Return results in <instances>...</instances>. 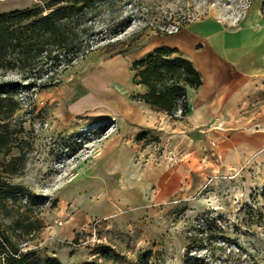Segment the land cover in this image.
<instances>
[{
	"label": "rangeland",
	"instance_id": "374dc122",
	"mask_svg": "<svg viewBox=\"0 0 264 264\" xmlns=\"http://www.w3.org/2000/svg\"><path fill=\"white\" fill-rule=\"evenodd\" d=\"M42 1L0 0V12ZM207 17L247 24L263 46L264 0H115L94 21L97 46L72 64L0 69L17 102L5 120L0 179L25 188L0 203L10 250L40 263L183 264L188 250L209 264H264V69L258 93L226 123L218 112L211 125L180 131L171 121L186 114L150 108L141 110L154 121L146 126L115 104L142 105L132 98L141 88L131 62L153 39ZM113 59L124 76L91 97L84 81ZM81 210L83 223L67 227Z\"/></svg>",
	"mask_w": 264,
	"mask_h": 264
},
{
	"label": "trees",
	"instance_id": "16d2710c",
	"mask_svg": "<svg viewBox=\"0 0 264 264\" xmlns=\"http://www.w3.org/2000/svg\"><path fill=\"white\" fill-rule=\"evenodd\" d=\"M115 0H43L41 4L0 12V69L33 68L37 62L68 66L93 50L101 40L94 28L99 10ZM133 82L146 87L144 92L132 94L153 109L172 118L188 112L187 89L202 83L199 71L191 60L176 47L159 45L131 62ZM50 77L49 84L52 83ZM13 82H0V152L9 149L7 121L17 102L5 93ZM25 192L22 184L0 179V203L16 201ZM17 226L27 228L22 221ZM193 239V238H192ZM8 239L0 231V264H60L55 257L42 263L30 260L31 251L10 250ZM183 264H209L203 258L184 254Z\"/></svg>",
	"mask_w": 264,
	"mask_h": 264
},
{
	"label": "crops",
	"instance_id": "0c3cea01",
	"mask_svg": "<svg viewBox=\"0 0 264 264\" xmlns=\"http://www.w3.org/2000/svg\"><path fill=\"white\" fill-rule=\"evenodd\" d=\"M260 41L258 32L247 24L238 29L227 28L210 17L194 20L171 36L153 39L145 54L159 45L176 47L191 60L201 75L200 86L187 89L188 112L185 119H172V128L177 125V129L183 131L211 125L216 122L213 115L218 112L223 115V123L232 120L238 102L247 94L258 93L259 74L264 69V40L262 47ZM123 71L122 63L113 59L101 74L85 80L83 88L88 89L91 97L100 96L104 85L113 81L116 83L124 76ZM136 85L141 88L138 93L145 91L144 85ZM81 87L76 84L77 89L82 90ZM112 90L116 96L120 93L115 88ZM140 103L141 106H127V102L122 100L115 104L124 107L121 112L127 119L141 120L146 126H153L151 117L148 119L147 114L141 112L152 107L143 101ZM80 212L66 221L67 227L83 223L85 213L82 210Z\"/></svg>",
	"mask_w": 264,
	"mask_h": 264
},
{
	"label": "bare ground",
	"instance_id": "6f19581e",
	"mask_svg": "<svg viewBox=\"0 0 264 264\" xmlns=\"http://www.w3.org/2000/svg\"><path fill=\"white\" fill-rule=\"evenodd\" d=\"M183 32V31H182ZM179 35V34H178ZM110 67V66H109Z\"/></svg>",
	"mask_w": 264,
	"mask_h": 264
}]
</instances>
